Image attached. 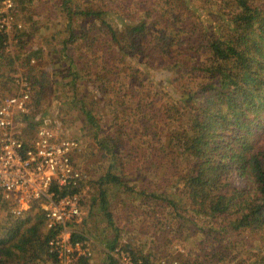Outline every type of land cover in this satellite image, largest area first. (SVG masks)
<instances>
[{
	"label": "trees",
	"instance_id": "obj_1",
	"mask_svg": "<svg viewBox=\"0 0 264 264\" xmlns=\"http://www.w3.org/2000/svg\"><path fill=\"white\" fill-rule=\"evenodd\" d=\"M61 1L69 20L93 19L111 34L110 39L103 40L91 38L87 29H81L80 34L66 29L67 38L60 46L69 48L62 63L67 70L63 85L74 82L82 72L91 75L85 58L98 52L101 61L94 62L99 70L93 73V81L86 78L84 84L91 83L96 87L95 93L104 96L108 92L102 85L106 80L102 76L107 71L120 74L125 70L132 80L152 82L154 74L150 69L157 71L158 60H166L170 65H160L163 73L190 72L187 76H191L197 72L200 81L194 91L175 87L173 91L166 90L180 102L178 106L165 105V113L170 122L177 124L168 139L169 145L182 153L177 182L189 201L186 213L204 234H213V225L219 219L227 228L240 234L251 232L263 241L257 251L244 249L240 253L232 245L228 255L218 252L216 263L210 259L207 264H264V140L259 142L264 135V0L215 1L217 7L205 5L202 0H160L166 4L163 11L170 14L163 23L154 20L149 9L139 6L142 0H87L74 6L71 0ZM195 30L199 39L193 40ZM20 31L15 35L19 38L15 56L21 60L18 66L25 68L32 96L41 108L51 97L53 73L40 61L41 49L25 50L31 33L25 27ZM4 47L0 32V67L5 59L14 63ZM56 59L53 56L51 61ZM75 97L73 93L70 99ZM77 102L86 120L99 125L100 118L93 107H84L82 100ZM125 102L124 97L121 100L114 96L103 100L104 105L111 103L114 107ZM92 104L96 105L95 101ZM81 128L85 130L86 126ZM94 132L95 135L97 130ZM96 136H100V131ZM232 177L241 179L244 185L233 182ZM97 183L98 194L92 197V203H98L111 222L105 186L124 184L123 178L107 171ZM163 195L177 206L174 199ZM53 235V230L45 229L44 215L38 206L20 215L7 212L0 218V264H26L34 259L56 264L48 245ZM116 241L115 237L110 242V249ZM242 242L236 241L239 248ZM107 260V264H116L110 255Z\"/></svg>",
	"mask_w": 264,
	"mask_h": 264
},
{
	"label": "rangeland",
	"instance_id": "obj_2",
	"mask_svg": "<svg viewBox=\"0 0 264 264\" xmlns=\"http://www.w3.org/2000/svg\"><path fill=\"white\" fill-rule=\"evenodd\" d=\"M71 1V6H74L77 2L87 0ZM105 1L111 3V0ZM215 1L219 3L224 0H202L205 5L217 7ZM165 5L160 0H142L139 4L145 11L149 9L154 20L161 23L170 16L163 11ZM16 9L17 22L31 33L25 50L30 52L41 49L40 61L47 65V71L53 73L54 77L51 97L41 108L36 104L31 90L30 113L21 119L26 121L24 133H30L37 126L35 121H41L43 125L58 130L60 135L80 142V150L74 155L73 162L87 176V196L82 203L85 214L79 226L92 240L89 245L92 260L89 264H107L109 245L115 237V247L129 249L134 257L145 264H207L210 259H213L212 263H216L218 252L228 255L232 245L240 253L244 249L257 251L263 244L260 236L251 232H235L219 219L213 225L214 233L204 234L195 227L197 225L191 223L189 214L186 213L189 201L178 189L177 182L182 153L181 149L169 145L168 139V134L175 130L177 124L175 126V123L170 122L165 113V105L178 106L180 102L166 90L173 91L172 87H175L194 91L193 88L200 81L197 72L191 73V76H187L190 72L187 75L183 72L163 73L160 65H170L166 60H158L157 71L150 69L154 74L152 82L132 80L130 73L127 75L125 70L120 74L107 71L102 76L106 79L102 85L108 92L104 96L99 92L95 93L96 87L91 83L84 84L86 78L89 82L93 81V73L99 70L94 62L95 59L101 61V53L98 52L89 53L85 58L91 75L86 76L82 72L74 82L63 85L67 70L62 63L65 62V52L69 48L62 49L60 46L67 38L66 29L69 27L79 34L81 29H87L91 38H104L103 40L110 39L111 34L99 27V23L93 19L72 17L69 20L65 4L61 0H16ZM141 13L144 14L143 11ZM193 35V40L199 39L197 30ZM14 36L12 41L15 38L14 49L17 50L19 38ZM71 52L74 53L73 47ZM15 55H10L13 64L5 59L0 67V94L15 92L13 76L17 75L18 70L24 74L26 72L25 68L18 66L21 60ZM53 56L58 59L51 61ZM73 93L76 97L71 100ZM112 96L120 97L121 100L124 97L126 102L121 107H114L111 103L104 105L103 100ZM78 100L84 101L83 106L86 108L93 107V112L100 118L99 125L93 126L86 120ZM32 122L33 126L30 125ZM81 125L86 126L85 130ZM95 129L96 134L100 131L99 137L94 135ZM263 140L264 135H261L259 142ZM116 155L118 157L115 159ZM107 171L122 177L124 182L105 186L111 207V222L107 220L99 204L92 203V197L98 194L97 180ZM232 180L244 185L239 178L232 177ZM163 194L174 199L177 206L166 201ZM7 212L6 205L0 201V218ZM237 240L243 241L242 248L237 245ZM26 264L49 263L43 259H34Z\"/></svg>",
	"mask_w": 264,
	"mask_h": 264
},
{
	"label": "built area",
	"instance_id": "obj_3",
	"mask_svg": "<svg viewBox=\"0 0 264 264\" xmlns=\"http://www.w3.org/2000/svg\"><path fill=\"white\" fill-rule=\"evenodd\" d=\"M16 12V0H0L4 51L12 56L13 36L23 28ZM13 84L15 92L0 94V201L14 215L38 203L45 229L54 231L48 245L56 263L83 264L92 256V240L79 226L87 196V176L73 162L80 142L43 124L25 134L26 121L21 119L31 110V86L21 70L13 76ZM63 190L64 194L56 192ZM108 255L117 264H145L121 247L110 249Z\"/></svg>",
	"mask_w": 264,
	"mask_h": 264
},
{
	"label": "crops",
	"instance_id": "obj_4",
	"mask_svg": "<svg viewBox=\"0 0 264 264\" xmlns=\"http://www.w3.org/2000/svg\"><path fill=\"white\" fill-rule=\"evenodd\" d=\"M20 32V31H19ZM92 259L90 258V259H83V263H87V264H89L90 263V261H91Z\"/></svg>",
	"mask_w": 264,
	"mask_h": 264
}]
</instances>
